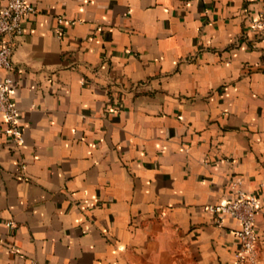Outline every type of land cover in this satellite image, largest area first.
<instances>
[{
	"label": "crops",
	"instance_id": "crops-1",
	"mask_svg": "<svg viewBox=\"0 0 264 264\" xmlns=\"http://www.w3.org/2000/svg\"><path fill=\"white\" fill-rule=\"evenodd\" d=\"M27 1L0 264H242L238 220L207 207L234 178L264 264V0Z\"/></svg>",
	"mask_w": 264,
	"mask_h": 264
},
{
	"label": "built area",
	"instance_id": "built-area-1",
	"mask_svg": "<svg viewBox=\"0 0 264 264\" xmlns=\"http://www.w3.org/2000/svg\"><path fill=\"white\" fill-rule=\"evenodd\" d=\"M35 12V6L27 0H7L6 5L0 8V114L6 123L5 134L19 145L24 142L20 110L11 97L14 38L24 33L25 18ZM252 27L264 33V3L259 15L253 19ZM231 188L235 191L232 199L211 203L208 210L215 214L218 223L224 215L238 220L239 227L235 233L240 246L235 253L236 259L242 264H260L255 227L258 198L244 191L239 178L231 180ZM14 225L13 221L7 222L9 228Z\"/></svg>",
	"mask_w": 264,
	"mask_h": 264
}]
</instances>
